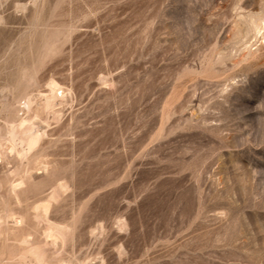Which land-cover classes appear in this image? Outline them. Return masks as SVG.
Listing matches in <instances>:
<instances>
[{
	"label": "rangeland",
	"instance_id": "374dc122",
	"mask_svg": "<svg viewBox=\"0 0 264 264\" xmlns=\"http://www.w3.org/2000/svg\"><path fill=\"white\" fill-rule=\"evenodd\" d=\"M262 15L264 0H0V213L32 236L0 240V264H264ZM50 80L58 111L27 162L2 163L17 102Z\"/></svg>",
	"mask_w": 264,
	"mask_h": 264
},
{
	"label": "bare ground",
	"instance_id": "6f19581e",
	"mask_svg": "<svg viewBox=\"0 0 264 264\" xmlns=\"http://www.w3.org/2000/svg\"><path fill=\"white\" fill-rule=\"evenodd\" d=\"M255 15V14H253ZM247 17V16H246ZM246 21V20H245ZM245 23V22H244ZM249 27L251 29V31L253 32V35L256 36V34L258 35V33H261V37L262 39H264V15L262 16H259L257 18H254V19H251L249 20ZM246 25V26H248ZM245 28H248L246 27ZM246 31V30H245ZM246 34V33H245ZM248 34V33H247ZM252 34V33H251ZM253 35H252V38H253ZM257 38V37H256ZM240 41V40H239ZM247 42V41H246ZM245 43V42H244ZM243 44V42H242ZM62 86V85H61ZM60 86V84L56 81V80H50L47 85H46V91L44 92H37V93H28L24 95V97L22 98L23 100L20 102V100L17 102L18 107L20 110H21V115L19 114L18 116H16L15 118L12 117L10 120V118H8V124H6L5 128H6V135L7 137L5 138H8V148L7 146L5 147L7 150L2 154V163H8V159L10 156H12L13 154L16 155V157H19V159H22L24 158L25 161H26V156H29L28 154L37 146V144L39 143L41 137H42V131H41V127H39L37 125V123L39 122L40 118H41V115H45L44 113L48 112L49 110H51L53 108V106H55V104L57 102H60L62 99H64L66 97V92L65 90L67 89H63L62 87ZM58 90H60L59 92H57ZM38 91V90H37ZM68 98V97H67ZM65 101V100H64ZM63 102V101H62ZM20 103L21 106H20ZM61 103V102H60ZM55 109V108H54ZM53 110V109H52ZM51 110V111H52ZM57 110V109H56ZM56 110H53L52 112H55ZM18 111V110H17ZM50 111V114H52ZM58 111V110H57ZM56 111V112H57ZM49 113V112H48ZM47 115V114H46ZM54 116V115H53ZM52 116V117H53ZM58 116V114L56 115ZM14 118V119H13ZM56 118V117H54ZM44 119V118H42ZM44 122V121H43ZM47 121H45L46 123ZM41 123V122H39ZM38 123V124H39ZM42 125H44L43 123H41ZM40 124V126H41ZM45 127V126H44ZM42 126V129L44 128ZM44 131V130H43ZM45 133V132H44ZM43 133V135H44ZM7 140V139H5ZM7 142V141H6ZM5 150V149H4ZM13 157V156H12ZM11 159V157H10ZM28 160V158H27ZM43 160V159H42ZM10 162V161H9ZM27 162V161H26ZM38 162L40 163V161H37V164ZM22 164V163H21ZM40 165V164H39ZM27 166V164H26ZM37 167H39L37 165ZM41 167L42 169L44 168V170H46V162L43 160L41 162ZM24 168V167H21V169ZM28 168V167H27ZM27 172V171H26ZM24 173V171H23ZM29 173V171L27 172ZM27 173H24L25 175H19L18 177L15 178V176L18 174V172L16 173V175L14 176L15 179H13L10 184H9V194L14 197V201L16 203H19V198L17 197V187H19L21 184H24V178L26 176ZM29 175V174H28ZM13 178V177H12ZM8 181V180H7ZM9 182V181H8ZM8 184V183H7ZM61 186V184H60ZM62 187V186H61ZM6 188V187H5ZM20 189V188H19ZM8 190V189H7ZM7 192V191H6ZM6 194V193H5ZM2 198V197H1ZM0 198V200H2ZM4 198V197H3ZM9 198V196H8ZM26 198V197H24ZM6 199V198H4ZM49 200V197L47 198V202H44V203H40L38 202L37 205H33L34 208H38L39 211L41 212H44L46 213L49 205H50V202L48 201ZM13 201V200H12ZM24 201V200H23ZM4 202V201H3ZM49 202V203H48ZM2 203V202H1ZM27 203V202H25ZM13 204V203H11ZM21 204V202L19 203ZM14 205V204H13ZM13 205L11 207H13ZM16 205V204H15ZM18 205V204H17ZM26 205L29 206V204H25L24 207H27ZM3 206V204L1 205ZM0 206V207H1ZM20 208H23L21 205H19ZM4 207V206H3ZM16 207V206H15ZM13 209V211H9L11 210L10 207L8 208L9 210L5 211L4 214H1L0 213V240H1V243L6 245V242L8 241L9 242V239L12 238L13 241H16V246L17 244H19V247H21L20 245H25L24 247H26L30 241H31V238L32 236L30 235V233H28V230L26 233L22 232L23 234H19L18 236H15V233H14V230L18 229V228H21L20 227V223L22 220V215L20 213L22 212H19V211H16L17 209ZM32 207V209H33ZM1 209V208H0ZM2 210V209H1ZM0 212H3V210ZM15 210V211H14ZM24 210V208H23ZM37 210V209H36ZM26 211V209H25ZM34 211V210H33ZM36 212V211H35ZM34 212V214H35ZM38 212V210H37ZM36 212V213H37ZM38 212V214L40 213ZM41 212V213H42ZM25 213V212H24ZM23 213V214H24ZM40 213V214H41ZM26 214V213H25ZM47 214V213H46ZM45 214V215H46ZM36 215V214H35ZM44 216V214H43ZM47 216V215H46ZM44 216V217H46ZM22 226V225H21ZM52 228V227H51ZM50 228V230H51ZM60 229V228H59ZM24 230V229H23ZM53 230V229H52ZM22 231V229L20 230V232ZM18 232V230H17ZM16 232V233H17ZM52 233V231H50ZM49 232V234H50ZM54 233V232H53ZM60 233V232H59ZM48 234V235H49ZM17 235V234H16ZM54 236V237H53ZM50 237V235H49ZM59 237V236H58ZM52 238L53 240H56L57 238L55 237V235H52ZM56 238V239H55ZM12 241V242H13ZM11 242V240H10ZM9 242V243H10ZM11 242V243H12ZM10 243V244H11ZM9 246V245H7ZM29 246V245H28ZM32 246V244H31ZM2 247V246H1ZM0 247V248H1ZM5 248V247H4ZM3 248V249H4ZM13 248V247H12ZM15 248V246H14ZM22 248V247H21ZM29 248V247H28ZM33 248L35 249V251H33L34 255H35V259L37 260V262H42L43 261V256H45L44 252H43V255L40 251H36V248L33 246ZM9 249V248H7ZM11 249V248H10ZM18 249V248H17ZM38 249V248H37ZM6 250V249H5ZM23 250V249H22ZM25 250V253H26V250L27 248H24ZM9 252V250H7ZM12 251V250H11ZM29 251V250H28ZM31 251V250H30ZM43 251V250H42ZM1 253V252H0ZM3 253V252H2ZM23 253V251H22ZM32 251L29 255L32 256ZM3 255L4 253L2 254V257L3 258ZM27 256V253L25 254ZM25 255L23 257H25ZM29 255L27 256L28 258ZM33 255V256H34ZM7 259V258H6ZM46 259V257H45ZM6 260H4L5 262ZM32 261V260H31ZM36 262V261H34ZM33 262V263H34ZM45 264L47 261H44ZM63 262V261H62ZM61 262V264H63ZM60 263V262H59ZM67 263V262H65ZM38 264V263H36ZM41 264V263H40ZM44 264V263H42ZM57 264V263H56Z\"/></svg>",
	"mask_w": 264,
	"mask_h": 264
}]
</instances>
